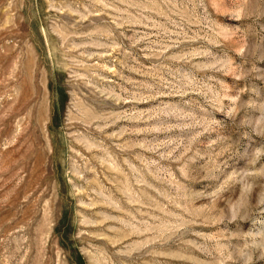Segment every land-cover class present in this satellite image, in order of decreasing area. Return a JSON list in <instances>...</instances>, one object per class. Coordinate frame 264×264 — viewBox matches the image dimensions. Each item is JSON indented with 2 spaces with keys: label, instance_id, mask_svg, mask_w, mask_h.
<instances>
[{
  "label": "rangeland",
  "instance_id": "obj_1",
  "mask_svg": "<svg viewBox=\"0 0 264 264\" xmlns=\"http://www.w3.org/2000/svg\"><path fill=\"white\" fill-rule=\"evenodd\" d=\"M0 264H264V0H0Z\"/></svg>",
  "mask_w": 264,
  "mask_h": 264
}]
</instances>
